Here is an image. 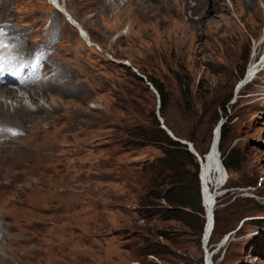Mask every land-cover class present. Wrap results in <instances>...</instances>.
<instances>
[{"label": "rangeland", "instance_id": "374dc122", "mask_svg": "<svg viewBox=\"0 0 264 264\" xmlns=\"http://www.w3.org/2000/svg\"><path fill=\"white\" fill-rule=\"evenodd\" d=\"M0 14L7 20L0 25L26 35L25 48L12 56L26 61L41 56L37 78L49 84L35 91L26 86L30 106H44L43 111L0 115V139L26 134L0 152V218L11 216L26 231L17 247L9 225L0 221V264H140L126 246L133 227L145 224L139 204L144 193L130 178L161 151L155 145L123 148L120 141L127 136L115 130L122 114L116 106L121 88L135 87L137 72L143 75L139 65L150 62L157 80L184 66L187 72L180 74L191 76L193 93L201 80L220 92L234 86L225 149L235 148V161H245L242 172L214 169V187L222 194L215 200L204 192L209 233L200 248L188 241L178 253L196 261L206 255L205 264H213L208 251L214 264H264L262 0H0ZM244 68V79L234 83ZM238 85L243 86L235 100ZM152 87L153 93L136 95L146 109L156 106L163 126ZM221 131L214 130L203 174L217 161ZM24 154L29 160L21 159ZM245 174L257 187L238 186ZM214 203L223 221L209 244Z\"/></svg>", "mask_w": 264, "mask_h": 264}, {"label": "trees", "instance_id": "16d2710c", "mask_svg": "<svg viewBox=\"0 0 264 264\" xmlns=\"http://www.w3.org/2000/svg\"><path fill=\"white\" fill-rule=\"evenodd\" d=\"M139 68L159 94V111L164 117L166 128L175 138L191 143L201 157L205 156L200 166L197 158L188 150V146L175 141L162 128L156 106L151 104V110H148L140 103L141 98L136 95L137 90L153 92L150 85L139 76H135L137 81L135 87L124 85L121 88L123 97L117 99L116 107L122 114L117 120L115 130L127 136L120 141L123 143L122 147L137 149L155 145L161 151L160 157L150 163H144L130 178L144 193L139 204L145 210L141 214L145 224L143 227H133L135 234L127 244V250L131 254V259L140 264H205V257L196 261L188 255L183 258L178 251L184 249L188 241L200 248L203 236L206 237L209 233V215L202 202L205 191L211 198L215 200L218 198L220 190L214 187V169L219 167L222 172L225 169L228 174L242 172L245 169L244 160L235 161L237 150L225 149L229 136L228 108L234 98V86L226 87L220 92L201 80L197 91L193 93L191 76L180 74L187 72L184 66H181L179 72L169 69L170 77L163 76L161 80L153 76L155 67L152 62L140 64ZM244 77L245 68L239 70L234 83L243 80ZM153 100L156 104L155 97ZM223 118L228 119L221 128L217 161L214 164L209 163L206 173L203 174L214 130ZM238 186L257 187V180L252 181L245 174ZM210 209L213 219L215 215L214 232L212 228L213 234L209 242L212 244L213 236L217 234L223 220L221 210L219 208L215 210V203ZM207 253L214 264V255H211V251ZM148 257L160 262L148 260Z\"/></svg>", "mask_w": 264, "mask_h": 264}, {"label": "bare ground", "instance_id": "6f19581e", "mask_svg": "<svg viewBox=\"0 0 264 264\" xmlns=\"http://www.w3.org/2000/svg\"><path fill=\"white\" fill-rule=\"evenodd\" d=\"M262 1L264 2V0H262ZM4 7H5V5H3V8ZM3 16L5 18L8 17L6 14H4ZM0 19H3V18L0 17ZM4 22L6 23L7 20L3 19L0 21V23H4ZM1 29H3L4 31L5 30L9 31V33L7 35H8V37H12V42H15V41L18 42L16 47L13 48V53H16L15 51L18 49H19V51H22L25 48L26 41L23 42L22 40L26 38V35H23L20 30L15 28L13 25L12 26H8V25L4 26V24L0 25V30ZM12 42L10 41V43H12ZM261 48H262V45L259 46V50ZM12 59L14 60V61H12V63H15V61L17 59H23V57H21V56L16 57L15 56ZM245 84L246 83H244L243 85H245ZM3 85L4 84L0 83V87L4 88V89L0 90V108H1L0 115H4L3 117H5V116L9 117L11 115L18 116L19 114H25L26 112L29 114H35V113H39V112L44 110V106H41V107L37 106L36 108H33L30 106L32 103L33 97L30 94L31 93L30 89L26 86H29V87L33 86L31 88V90L35 91L36 88H42V89L47 88L49 84L46 81H44L42 79H38L37 77H34L30 80H27L25 83H23V85H19L18 90H15V89L10 88V87H3ZM240 88H239V90H240ZM10 97H11V102H9ZM0 126H2V125L0 124ZM2 137L3 136L0 135V138H2ZM25 137H26V134L22 133L21 135L0 139V152H2V150H4V149L8 150V148H10L11 146L15 145L18 142H20V143L23 142L24 140H26ZM220 137H221V134H220ZM23 138H25V139H23ZM22 158L29 160L28 159L29 157L27 154L22 155L21 159ZM200 158H201V156H200ZM21 159H19V160H21ZM199 163H200V161H199ZM0 221H1V223L9 225L8 226L9 230H10L9 232L12 233L11 234L12 235L11 240L15 239V243L17 244V247H19L20 245H22L23 242H25L23 235L25 234L26 231H24L21 228L20 223H18L17 219H15L11 216H1Z\"/></svg>", "mask_w": 264, "mask_h": 264}, {"label": "water", "instance_id": "95a60500", "mask_svg": "<svg viewBox=\"0 0 264 264\" xmlns=\"http://www.w3.org/2000/svg\"><path fill=\"white\" fill-rule=\"evenodd\" d=\"M77 27L79 28V30L82 31V29H81V27H80L79 24H77ZM120 65H125V64H123V63L121 62ZM136 72H137V71H136ZM137 74H138V76H139L142 80L147 81V79H146L143 75L139 74L138 72H137ZM147 82H148V81H147ZM148 85L151 86L150 83H148ZM240 87H241V86L238 85V87H237V91H236V94H235V100H236V97H237V94H238V92H239V88H240ZM152 89L154 90L153 87H152ZM156 94L158 95L159 102H160L159 94H158L157 92H156ZM225 123H226V119H222V120L220 121V123L218 124L217 127H219V128L221 129L222 126H223ZM162 128H163L165 131H167V133H168V134H169V135H170L175 141L181 142L182 144L188 146V150H189V151H190V152H191V153L197 158L198 162L201 161L200 155L195 151V149H194V147H193V145H192L191 143H189V142H187V141H183V140H179V139L175 138L174 135H173V134H172V133L166 128L165 125H163ZM199 164H200V163H199ZM221 194H222V191L219 192V196H220ZM219 196H218V197H219ZM216 204H217V203H216ZM228 237H229V235H226V236L224 237V239H223V240L217 245L216 249L212 250V253H213V252H218V250L220 249L221 245H222L223 243H224V244L226 243ZM205 258H206V255H205Z\"/></svg>", "mask_w": 264, "mask_h": 264}]
</instances>
